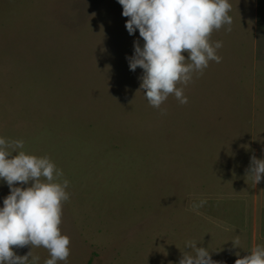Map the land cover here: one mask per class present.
<instances>
[{"label":"rangeland","instance_id":"rangeland-1","mask_svg":"<svg viewBox=\"0 0 264 264\" xmlns=\"http://www.w3.org/2000/svg\"><path fill=\"white\" fill-rule=\"evenodd\" d=\"M229 3L232 24L210 36L221 61L177 85L187 104L155 108L117 0H0V136L69 181L58 264H179L189 241L235 264L264 245V180L250 175L264 159V0ZM9 192L0 181V206Z\"/></svg>","mask_w":264,"mask_h":264},{"label":"clouds","instance_id":"clouds-1","mask_svg":"<svg viewBox=\"0 0 264 264\" xmlns=\"http://www.w3.org/2000/svg\"><path fill=\"white\" fill-rule=\"evenodd\" d=\"M129 35L139 32L143 39L134 40V53L126 57L131 71L143 70L141 88L146 90L149 104L159 108L169 95L180 104H187L184 88L194 73L203 74L210 61L219 63L217 50L222 42H211L214 30L232 24L229 0H117ZM227 31H231L228 27ZM183 52L188 53L185 58ZM23 140H9L0 136V181L6 182L10 192L0 206V264H39L40 257L32 250L17 255L13 246L43 247L49 257L44 264L67 262L71 238L62 234L60 225L62 205L68 201L69 181L61 180L63 171L49 156L28 154ZM16 153V155H13ZM250 175L254 183L264 180V159L251 158ZM206 203L201 200L192 206L198 211ZM239 246V236L232 240ZM179 264H218L208 248L197 242L185 245ZM239 257V253H236ZM29 256L31 259L29 260ZM235 264H264V245L258 244L249 255L235 260Z\"/></svg>","mask_w":264,"mask_h":264},{"label":"trees","instance_id":"trees-1","mask_svg":"<svg viewBox=\"0 0 264 264\" xmlns=\"http://www.w3.org/2000/svg\"><path fill=\"white\" fill-rule=\"evenodd\" d=\"M90 264V263H89Z\"/></svg>","mask_w":264,"mask_h":264}]
</instances>
